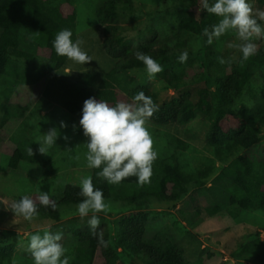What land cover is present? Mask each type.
Returning <instances> with one entry per match:
<instances>
[{"label": "rangeland", "instance_id": "rangeland-1", "mask_svg": "<svg viewBox=\"0 0 264 264\" xmlns=\"http://www.w3.org/2000/svg\"><path fill=\"white\" fill-rule=\"evenodd\" d=\"M48 1L58 5L61 2ZM106 1L73 0L72 6L60 4L66 14L75 13L77 39L82 41L81 47L92 61L82 63L69 58L61 69L54 71L40 56L36 63L19 62L21 71L38 76L33 84L0 76V264H34L29 250L30 235L36 232L42 235L44 231L63 234L61 243L72 263L79 245L77 235L90 229L87 221L92 215L100 217L98 227L109 233V241L120 262L132 264L134 260L123 244L124 237L119 229L120 219L134 212L129 210L131 206L104 199L109 205L106 211H90L87 217H81L77 209L79 203L61 202L64 187L68 184L79 186L80 178L85 175L92 177L93 170L86 164L87 137L79 126L81 110L73 113L64 105L77 103L83 106L84 100L94 97L98 84L118 61L105 51V27L97 17V9ZM251 3L254 12L264 11V0H251ZM179 12L199 20L206 13L201 0H133L132 7H119V16L115 21L122 29L125 41L131 45L150 46L166 40L172 49L181 45L178 47L179 55L185 50L188 52L185 62L173 61L168 70L152 77L146 69L132 72L150 91L159 93L164 103L178 97V92L164 84L165 78L174 77L176 84H182L186 80L183 77L190 76L192 82H187V87L197 90L205 86L206 78L196 71L210 66L208 59L215 63L217 60L220 62L221 58L225 61L231 58V63H225L230 65L238 64L242 56L238 49L228 47L230 43H241L235 32L214 38L209 47L203 37H192L190 31L181 26ZM258 23L264 26V20L258 19ZM153 29L155 32L151 33ZM250 39L257 46L264 45V35H253ZM173 74L178 75L175 77ZM199 76L202 80L196 81ZM261 80H264V66L245 85L250 86L253 93L239 99L234 107L242 117L255 108L257 101L264 103ZM120 101L129 102L126 98ZM61 122L66 127L62 128ZM258 126L261 129L258 144L249 150L238 147L228 152L225 147H212L207 143L210 123L202 117L184 124L157 123L149 118L147 121L157 158L163 160L177 154L188 172L199 168L208 157L220 166L218 172L233 165L242 156L263 160L264 124L258 123ZM51 128H56L60 133L56 145L47 147L46 154L40 153L38 142L41 141V134ZM177 139L187 143L184 151L180 150ZM29 147L33 153L32 161L22 160L17 169H12L10 159L13 152L21 148L25 154H30ZM207 186L210 187L211 182ZM41 191L48 192L50 199L58 200L59 220L25 219L11 210V203L25 195L37 202ZM211 200L213 193L205 188L192 189L188 196L176 203L152 199L143 210L147 215L146 237L164 233L183 249L186 260L193 264H261L255 258H236L234 253L252 240L258 239L264 243V212L242 210L240 216L234 218L223 208L210 215L206 208L213 202ZM96 261L100 263V259Z\"/></svg>", "mask_w": 264, "mask_h": 264}, {"label": "trees", "instance_id": "trees-1", "mask_svg": "<svg viewBox=\"0 0 264 264\" xmlns=\"http://www.w3.org/2000/svg\"><path fill=\"white\" fill-rule=\"evenodd\" d=\"M72 3L73 0L60 2L68 6H72ZM132 3L133 0H108L97 9L98 20L105 27V51L118 58V61L98 84L94 98L114 105L122 98L131 102L137 92L143 91L157 106L149 117L154 122L184 124L202 117L210 123L206 139L212 147H225L228 152H232L238 147L249 150L258 144L261 140L258 123L264 124V103L257 101L255 108L243 114V117L234 107L239 99L253 93L251 87L245 85L264 66V45H255V52L247 59L241 56L238 64H222L218 60L212 63L213 60L208 59L210 66L206 65L205 69L201 67V71H196L206 78L203 79L205 86L197 90L187 87L186 83L192 82L190 76H184L186 80L182 84H176L174 77L165 78L164 84L178 92V97L164 103L159 93L150 91L147 85L132 75L136 69H145L135 54L139 51L151 56L164 71L168 70L173 61L179 62L178 47L181 45L172 49L166 40L138 47L126 42L121 27L115 21L119 16V7H132ZM60 4L48 0H0V76L33 84L38 76L21 71L20 61L36 63L42 56L54 71L66 64L69 58L57 55L53 40L57 32L65 28L72 30V38L77 39V23L75 13L66 14ZM204 14L199 20L179 12L181 26L190 31L192 37H203L207 46L211 47L203 30H210L217 22V17L207 12ZM154 32V29L151 30V33ZM177 75L173 74L175 77ZM201 80L199 76L196 81ZM260 90L264 92V80H261ZM64 106L73 113L82 110V106L77 103H66ZM177 143L181 151L188 147L187 143L179 139ZM22 160L32 161V155L25 154L20 148L13 152L10 167L17 169ZM219 168L214 159L208 157L199 168L188 172L184 170L178 155L174 154L168 159L156 158L152 164V175L144 183L137 182L135 176H129L119 183H109L97 175L99 169L92 170L93 186L102 190L104 199H113L131 206L129 210L134 211L123 216L119 223L124 237L123 244L134 257L132 264H193L186 260L183 249L164 233L159 232L152 238L146 237L147 215L143 210L152 199L176 203L188 196L192 189L205 188L213 193V202L206 208L210 215L223 208L234 218H238L242 210L264 212V159L253 160L242 156L220 172ZM209 182L210 187L207 186ZM83 199L79 186L68 184L62 190L61 202L65 204L79 203ZM35 204L37 211L33 217L60 219L57 199L51 198L49 205H42L39 201ZM96 231L102 233L107 246L99 244L90 229L83 230L77 235L79 245L75 261L70 264H122L109 241V233L101 227ZM234 255L236 258H255L264 264V243L258 239L252 240ZM96 259H100V263Z\"/></svg>", "mask_w": 264, "mask_h": 264}, {"label": "clouds", "instance_id": "clouds-1", "mask_svg": "<svg viewBox=\"0 0 264 264\" xmlns=\"http://www.w3.org/2000/svg\"><path fill=\"white\" fill-rule=\"evenodd\" d=\"M204 11L218 17V22L205 28L203 35L207 43L212 44L214 38H219L227 32H235L241 41L238 44H229L236 48L247 59L255 52V44L251 42L253 35H264V26L258 23L264 20V11L254 12L251 0H201ZM70 29H61L57 32L53 47L57 55L66 56L74 61L87 63L91 57L81 47L80 39H73ZM136 59L143 62L146 72L152 77L163 71L160 63L151 56L136 52ZM188 59V52H181L178 60L183 63ZM231 63V58L220 63ZM157 106L150 96L143 91L137 92L131 102L120 101L110 105L105 100L89 97L83 102L79 126L87 137L85 153L88 168L99 169L98 176L104 177L109 183H119L129 176H135L137 182H148L152 175V164L157 158V151L153 148V138L147 127L148 118L151 117ZM66 127L64 122L60 125ZM60 133L56 128L49 129L41 134L38 151L45 153L47 147L56 145ZM67 139V137H65ZM28 152L32 155V149ZM80 195L84 197L77 205L81 217H87L89 212L106 211L109 205L105 202L103 192L95 188L91 175H85L79 180ZM38 201L42 205H49L48 192H40ZM11 210L31 219L37 211L36 204L30 196H22L10 205ZM98 243L107 246L102 233L96 229L101 223L100 217L92 215L87 221ZM63 234L60 232L44 231L30 235L29 250L34 264H70L71 257L65 255L67 249L61 243Z\"/></svg>", "mask_w": 264, "mask_h": 264}]
</instances>
